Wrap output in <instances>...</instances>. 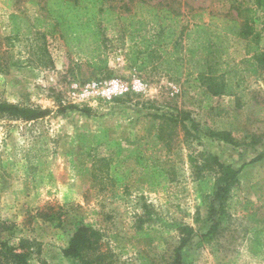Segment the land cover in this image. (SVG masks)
<instances>
[{
  "label": "rangeland",
  "instance_id": "obj_1",
  "mask_svg": "<svg viewBox=\"0 0 264 264\" xmlns=\"http://www.w3.org/2000/svg\"><path fill=\"white\" fill-rule=\"evenodd\" d=\"M139 1L105 3L117 12ZM144 1L181 11L188 27L214 14L236 17L234 7L251 9L264 49V0ZM43 6L44 0H0V103L44 114L36 121L0 114V241L38 243L40 255L31 264H78L64 251L84 227L100 236L107 264H167L183 238L180 229L189 227L185 264H264V158L258 159L264 109L256 106L264 107V72L257 79L245 73L235 96L214 97L191 72L186 41L160 47L159 30L143 17L142 43L130 33L128 13L102 32L105 66L90 52L68 48L57 29L45 37L44 28L11 33L12 14L29 23L49 21ZM230 43L246 69L244 45ZM166 58L182 66L181 77L164 72ZM180 112L199 124L200 142L157 118L178 119ZM219 134H231L237 144ZM153 146L158 164L149 158ZM210 155L239 171L233 193L255 207L233 212L212 245L198 246L211 225L220 178L216 162L206 166Z\"/></svg>",
  "mask_w": 264,
  "mask_h": 264
},
{
  "label": "trees",
  "instance_id": "obj_2",
  "mask_svg": "<svg viewBox=\"0 0 264 264\" xmlns=\"http://www.w3.org/2000/svg\"><path fill=\"white\" fill-rule=\"evenodd\" d=\"M236 17H230L231 12L221 15L210 16V21L204 24H195L191 27L185 22V15L176 9L168 6H152L146 1H139L133 9L124 3L116 12L115 8L106 5L105 0H44L43 10L47 20L37 18L29 23L25 17L12 14L9 19L12 21V34L20 36L23 27H27L26 35L32 30L45 29V35H55L53 29H57L60 38L64 40L68 48H75L76 52L87 54L90 58L97 60L101 55L102 32L117 27V21L128 13L130 22V33L142 36V43H145L144 18L149 24L159 31L154 37L158 39L161 47L177 45L180 41L187 42L188 62L190 70L207 87L209 93L214 97H233L235 91L240 89L245 73L252 74L253 78L263 77L264 72V49L260 43L262 35L257 33L251 25L252 10L244 7H234ZM220 16V17H218ZM144 17V18H143ZM216 19L221 22L216 24ZM242 19V21L240 20ZM236 41L243 44V54L240 61L245 64L246 69H240V63L232 56L237 53L235 47L230 43ZM106 65V61L99 59ZM166 68L164 72L172 77H181L183 68L171 59H165ZM172 72V73H171ZM259 75V76H257ZM257 108L264 109L260 103ZM219 110V107L211 111ZM0 114L20 118L24 121H36L44 116L40 111H23L15 105L1 104ZM163 119L168 126L169 123L175 128L181 125L187 137H194L198 142L199 124L190 119V115L184 112L179 113V118L157 117ZM191 120V130L186 125ZM162 133H165L162 130ZM218 137L230 144H237L231 134H219ZM158 139L149 141L156 145ZM151 147L150 159L158 164V149ZM264 154L258 159H263ZM206 166H212L216 162L220 170L219 184L217 185L213 201L209 207V220L211 222L208 231L199 236L198 246H210L217 237L228 228L229 220L233 212L241 211L249 213L254 210L255 203L249 199H242L234 195V190L240 185L239 171L224 167L218 162V158L210 155L206 158ZM181 230L182 239L179 246L174 249L173 256L167 264H185L182 251L189 242L193 230L183 227ZM98 233L88 228L78 229L64 251L67 258L75 260L78 264H107V256L102 252V245ZM40 255L39 244L33 241L21 240L18 246H11L7 242L0 241V264H31L32 257ZM45 264V263H43ZM143 264H151L144 261Z\"/></svg>",
  "mask_w": 264,
  "mask_h": 264
}]
</instances>
